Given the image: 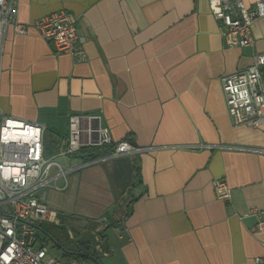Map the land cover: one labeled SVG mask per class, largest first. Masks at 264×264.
<instances>
[{
  "label": "crops",
  "instance_id": "crops-1",
  "mask_svg": "<svg viewBox=\"0 0 264 264\" xmlns=\"http://www.w3.org/2000/svg\"><path fill=\"white\" fill-rule=\"evenodd\" d=\"M252 5L255 0H245ZM20 23L67 10L87 58L57 53L33 28L4 35L0 111L45 124L63 147L73 114L100 116L113 143L150 149L58 158L42 198L55 211L39 238L61 259L87 264H257L264 231V123L235 125L222 78L264 53L227 47L207 0H15ZM99 153V157L93 158ZM86 163L84 164L83 162ZM53 167V166H52ZM232 188L218 199L213 180Z\"/></svg>",
  "mask_w": 264,
  "mask_h": 264
},
{
  "label": "built area",
  "instance_id": "built-area-1",
  "mask_svg": "<svg viewBox=\"0 0 264 264\" xmlns=\"http://www.w3.org/2000/svg\"><path fill=\"white\" fill-rule=\"evenodd\" d=\"M218 21L219 32L227 47H246L254 43V22L264 17V0L248 5L245 0H207ZM15 0H0V82L6 28L12 24L17 34L36 33L53 46L57 53H68L76 62L84 61V37L79 19L72 12L59 10L32 23H20ZM264 53H256L251 64L222 78L227 110L235 125L261 127L264 123ZM45 124L25 121L0 111V264H87L79 257L61 259L49 254L41 243V225L54 220L55 211L42 198L51 168L57 165L62 175L73 167L64 168L58 157L92 155L111 148L112 155H135L149 147L134 146L127 141L113 143L109 130L102 127L100 116L73 114L69 117V135L54 156H47ZM99 157V153L93 160ZM84 164L86 163L83 162ZM218 199L229 201L232 188L223 178L213 180ZM257 231H264V209L257 210ZM264 264V255L255 258ZM96 264V263H95Z\"/></svg>",
  "mask_w": 264,
  "mask_h": 264
},
{
  "label": "trees",
  "instance_id": "trees-1",
  "mask_svg": "<svg viewBox=\"0 0 264 264\" xmlns=\"http://www.w3.org/2000/svg\"><path fill=\"white\" fill-rule=\"evenodd\" d=\"M57 152H58L57 148H52L50 145H46L47 156H54ZM77 255H79L77 257L83 259L84 261L89 260L91 258L89 255H85L84 253H82V251H79Z\"/></svg>",
  "mask_w": 264,
  "mask_h": 264
},
{
  "label": "rangeland",
  "instance_id": "rangeland-1",
  "mask_svg": "<svg viewBox=\"0 0 264 264\" xmlns=\"http://www.w3.org/2000/svg\"><path fill=\"white\" fill-rule=\"evenodd\" d=\"M58 158H60V157H58ZM56 166H57V165H54V166L52 167V169L54 170ZM52 169H51V170H52ZM53 170H52V171H53ZM50 176H51V172H50Z\"/></svg>",
  "mask_w": 264,
  "mask_h": 264
},
{
  "label": "water",
  "instance_id": "water-1",
  "mask_svg": "<svg viewBox=\"0 0 264 264\" xmlns=\"http://www.w3.org/2000/svg\"><path fill=\"white\" fill-rule=\"evenodd\" d=\"M262 73H263V77H264V65L262 66Z\"/></svg>",
  "mask_w": 264,
  "mask_h": 264
}]
</instances>
